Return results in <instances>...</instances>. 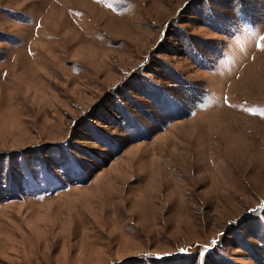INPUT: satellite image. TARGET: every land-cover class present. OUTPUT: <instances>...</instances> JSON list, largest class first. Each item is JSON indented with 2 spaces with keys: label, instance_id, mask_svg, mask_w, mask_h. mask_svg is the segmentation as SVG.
I'll use <instances>...</instances> for the list:
<instances>
[{
  "label": "rangeland",
  "instance_id": "obj_1",
  "mask_svg": "<svg viewBox=\"0 0 264 264\" xmlns=\"http://www.w3.org/2000/svg\"><path fill=\"white\" fill-rule=\"evenodd\" d=\"M264 0H0V264H264Z\"/></svg>",
  "mask_w": 264,
  "mask_h": 264
},
{
  "label": "snow or ice",
  "instance_id": "obj_2",
  "mask_svg": "<svg viewBox=\"0 0 264 264\" xmlns=\"http://www.w3.org/2000/svg\"><path fill=\"white\" fill-rule=\"evenodd\" d=\"M261 40H264V37H260Z\"/></svg>",
  "mask_w": 264,
  "mask_h": 264
}]
</instances>
